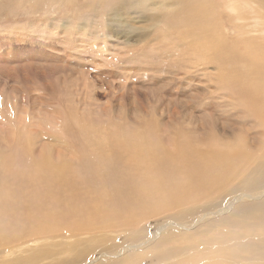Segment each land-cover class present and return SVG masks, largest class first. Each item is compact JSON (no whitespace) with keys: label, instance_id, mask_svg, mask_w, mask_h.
<instances>
[{"label":"rangeland","instance_id":"374dc122","mask_svg":"<svg viewBox=\"0 0 264 264\" xmlns=\"http://www.w3.org/2000/svg\"><path fill=\"white\" fill-rule=\"evenodd\" d=\"M120 1L0 0V178H8L0 184V192L11 187L22 195L31 193L39 184L30 180L44 179L41 175L46 177L42 172H48V163L67 167L69 178L76 179L87 160L101 158L100 148L117 147L140 163L143 157H151L148 149L155 152L160 145L170 150L181 144L205 149L202 144L207 140H227L250 127L240 120L248 114L246 105L252 100L241 95L245 87H237L240 70L220 71L215 64L206 66L199 61L210 56V45L220 41L239 52L258 44L263 47L264 34H258L264 30L261 14L263 21L256 23L236 20L228 5L231 1L217 0L221 3H214V8L221 9V16L216 12L214 22H204L216 27L217 35L212 38L169 29L158 15L167 9H153L154 3H128L127 14H122L120 21L113 20L111 7L118 8ZM234 4L247 12L248 3ZM179 6L180 14L187 11L184 5ZM262 50L257 51L260 58H264V47ZM254 131L250 135L254 136ZM39 167L42 172L37 176ZM55 168L50 170L53 174ZM75 192L80 198L91 199L85 187ZM93 203L85 208L91 211ZM89 216L98 217L93 210ZM77 224L67 223L86 229L78 233V240L88 239L82 238L83 233L104 230L102 225ZM43 225L46 235L52 236L42 241L43 251L37 256L48 258L67 248L50 244L55 235L67 230L54 231L49 224ZM125 225L139 227L136 222ZM10 226L12 231L17 228L14 221ZM35 232L26 231L24 236ZM123 232L102 234L119 238L93 253L98 257L101 251H108L114 256V262L103 264H135L137 257L152 251L145 248L132 257L119 255L118 250L139 235L128 229ZM154 232L152 226L138 242ZM89 243L79 246L85 250ZM87 258L74 257L66 264H84Z\"/></svg>","mask_w":264,"mask_h":264},{"label":"bare ground","instance_id":"6f19581e","mask_svg":"<svg viewBox=\"0 0 264 264\" xmlns=\"http://www.w3.org/2000/svg\"><path fill=\"white\" fill-rule=\"evenodd\" d=\"M219 1L121 0L117 2L120 3L118 8L111 7L110 15L113 20L120 21L122 14L128 12V3H154L153 9H167L163 15L157 14L163 17L169 29L176 32L181 29L182 34L191 36L206 34L215 38L216 27H208L204 22L212 23L214 16L221 14V9L214 8V3H221ZM226 1H231L228 5L238 17L236 20L256 23L262 20L260 14L264 18V0ZM238 2L248 3V15L243 7L235 6ZM176 5H184L187 11L180 14V6L177 9ZM218 7L217 4L216 9ZM155 14L151 16L152 20ZM151 22L154 26V20ZM258 34H264V30ZM258 36L254 37L261 40ZM263 47L258 44L239 52L220 41L210 45V56L207 54L199 61L206 66L215 64L220 71L240 70L237 87H245L242 93L240 90L241 95L252 97V100L246 105L248 114L239 118L241 124L250 127L239 136L205 140L207 143L202 144L205 149L181 144L174 152L160 145L155 152L148 149L146 153L151 157H143L140 163L126 157L117 147L108 151L100 148L101 158L95 162L87 160L76 179L69 178L67 167L48 163V172H42L40 167L37 172V176L40 172L46 174V177L41 175L44 179L39 175L42 181L30 180L34 185L39 184L31 193L22 195L20 190L11 187L7 192H0V264H48L53 261L66 264L74 257L80 260L85 256L89 259L84 264L114 262V256L108 251H101L98 257L93 253L119 239L102 234L122 235L126 229L132 235L139 234L138 239L121 247L119 255L132 257L140 249H152L137 257L135 264L144 261L148 264H264V58L257 56V51ZM253 131L254 136H251ZM54 166L55 174L50 171ZM2 178L0 184L3 185L8 178ZM80 187L88 189L89 201L76 194ZM92 203L91 209L98 217L89 216L92 210L85 208ZM12 221L17 227L14 231L10 226ZM70 221L78 222L79 226L102 225L104 230L83 233L82 238L88 239L78 240V233L86 229L67 225ZM125 222H136L139 227L132 228ZM43 223L49 224L54 231L61 227L67 230L55 235L54 243H50L67 248L48 255V258L37 256L43 251L42 241L52 236L42 230ZM152 226L155 232L138 242L139 236L148 234ZM26 231L37 232L24 236ZM18 239L24 240L20 244H11ZM56 239L61 242L55 243ZM88 242L85 250L80 248L79 245ZM70 255L73 258L63 259ZM170 260L174 262L169 263Z\"/></svg>","mask_w":264,"mask_h":264}]
</instances>
